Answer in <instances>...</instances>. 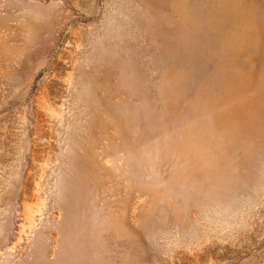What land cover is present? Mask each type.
<instances>
[{
	"label": "rangeland",
	"instance_id": "374dc122",
	"mask_svg": "<svg viewBox=\"0 0 264 264\" xmlns=\"http://www.w3.org/2000/svg\"><path fill=\"white\" fill-rule=\"evenodd\" d=\"M0 264H264V0H0Z\"/></svg>",
	"mask_w": 264,
	"mask_h": 264
}]
</instances>
